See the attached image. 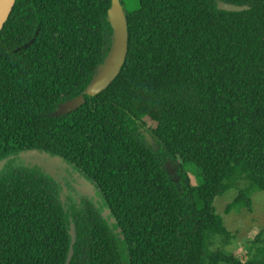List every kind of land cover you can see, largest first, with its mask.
I'll return each mask as SVG.
<instances>
[{
    "label": "trees",
    "instance_id": "obj_1",
    "mask_svg": "<svg viewBox=\"0 0 264 264\" xmlns=\"http://www.w3.org/2000/svg\"><path fill=\"white\" fill-rule=\"evenodd\" d=\"M137 1L125 8L120 75L53 117L105 60L112 0H16L0 32V160L29 149L60 156L100 201L63 202L54 177L10 160L0 172V264H65L71 221L70 264H264V230L247 259L227 251L233 234L214 206L237 188L225 212L251 209V188L264 190V0ZM190 162L199 185L183 170Z\"/></svg>",
    "mask_w": 264,
    "mask_h": 264
},
{
    "label": "water",
    "instance_id": "obj_2",
    "mask_svg": "<svg viewBox=\"0 0 264 264\" xmlns=\"http://www.w3.org/2000/svg\"><path fill=\"white\" fill-rule=\"evenodd\" d=\"M15 4L16 0H0V32L8 21ZM218 6L219 9L226 11H244L249 9L248 5H236L223 1H219ZM108 18L113 28V39L111 48L105 60L102 64L98 66L93 79L88 84L84 92L77 97H74L68 101L59 104L56 110L50 113L49 116L59 117L75 111L85 103L86 95L96 96L102 93L120 75L127 60L129 52L128 20L125 7L121 0H112L111 8L108 11ZM17 157L18 161H23L24 164L27 166L40 167L46 173L54 177L57 181L58 176L56 175V167L69 165L60 156H53L44 150L29 149L20 152L17 156L11 155L7 158L0 160V172L5 168V166L10 160L15 159ZM81 177L82 178L80 179V183L82 185L77 186L78 189L82 190L84 194L90 197L96 196L97 192L95 189V185L83 176ZM60 183L63 188L61 198L64 202V195L68 194V187L65 182L60 181ZM96 203H98V201ZM102 215L106 219H109L110 223H116V219L114 217H110L111 210L109 208H104ZM117 231L121 232V229H118ZM70 234L72 240L68 258L65 264H70L74 255V245L76 243L77 233L73 221H71L70 225Z\"/></svg>",
    "mask_w": 264,
    "mask_h": 264
},
{
    "label": "rangeland",
    "instance_id": "obj_3",
    "mask_svg": "<svg viewBox=\"0 0 264 264\" xmlns=\"http://www.w3.org/2000/svg\"><path fill=\"white\" fill-rule=\"evenodd\" d=\"M123 3L128 12L133 11L138 7L137 0H123ZM176 166L177 165L169 164V168L173 175H176L177 173L178 168ZM183 170L189 176L192 184L199 185L202 183L201 168L194 162L185 164ZM243 185L250 188V183L247 181H244ZM237 195V188H233L220 194L215 199L214 206L217 213L223 216L225 226L233 234V238L229 243H223L221 245V243L218 242V245H221L222 248L227 251H231L240 257L247 259V249L251 244V241L259 231L264 230V190L251 188L250 195L253 200L251 209L245 208L240 211L232 210L231 212L226 213V207L229 203L235 200ZM64 196L66 203L69 201L68 196L73 197L71 194Z\"/></svg>",
    "mask_w": 264,
    "mask_h": 264
},
{
    "label": "flooded vegetation",
    "instance_id": "obj_4",
    "mask_svg": "<svg viewBox=\"0 0 264 264\" xmlns=\"http://www.w3.org/2000/svg\"><path fill=\"white\" fill-rule=\"evenodd\" d=\"M78 174V175H77ZM56 175L58 176V181L65 182V184L68 187V194L73 195V197L77 200V202H81L82 197H88L93 199L94 201H100L99 197L97 196H88L82 192V190H79L77 186L82 185L80 183V179L82 178L81 175L74 171V169L70 166H61L56 167Z\"/></svg>",
    "mask_w": 264,
    "mask_h": 264
}]
</instances>
